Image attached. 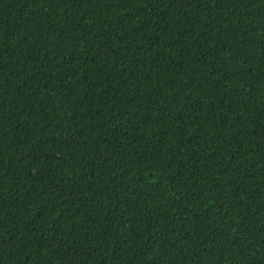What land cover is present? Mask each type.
<instances>
[{
  "label": "trees",
  "instance_id": "16d2710c",
  "mask_svg": "<svg viewBox=\"0 0 264 264\" xmlns=\"http://www.w3.org/2000/svg\"><path fill=\"white\" fill-rule=\"evenodd\" d=\"M0 264H264V0H0Z\"/></svg>",
  "mask_w": 264,
  "mask_h": 264
}]
</instances>
